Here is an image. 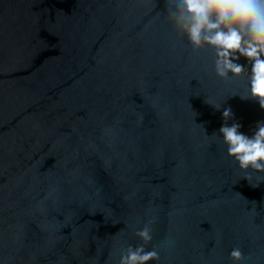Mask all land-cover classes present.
<instances>
[{
	"label": "water",
	"instance_id": "95a60500",
	"mask_svg": "<svg viewBox=\"0 0 264 264\" xmlns=\"http://www.w3.org/2000/svg\"><path fill=\"white\" fill-rule=\"evenodd\" d=\"M214 61L165 0H0V264H118L146 224L148 264H264V173L219 135L264 110Z\"/></svg>",
	"mask_w": 264,
	"mask_h": 264
},
{
	"label": "clouds",
	"instance_id": "9594fccd",
	"mask_svg": "<svg viewBox=\"0 0 264 264\" xmlns=\"http://www.w3.org/2000/svg\"><path fill=\"white\" fill-rule=\"evenodd\" d=\"M165 5L170 23L187 37L193 51L214 50L218 77L227 80L247 74V94L241 98L255 100L264 110V0H165ZM242 57L248 61L247 67L239 63ZM222 118L219 135L227 146V156L246 173L247 180L249 171L264 173V121L257 122L249 136L240 131L239 123L229 125L234 118L231 108L224 109ZM136 235L143 243L129 245L118 264H148L160 259L155 246L151 250L145 247L153 240L151 227L146 224ZM229 258L234 264L245 259L240 247H234Z\"/></svg>",
	"mask_w": 264,
	"mask_h": 264
}]
</instances>
